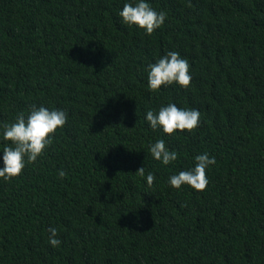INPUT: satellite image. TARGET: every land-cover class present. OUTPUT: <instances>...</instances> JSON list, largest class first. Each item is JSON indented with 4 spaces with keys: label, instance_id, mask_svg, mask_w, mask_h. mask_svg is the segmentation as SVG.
Instances as JSON below:
<instances>
[{
    "label": "trees",
    "instance_id": "trees-1",
    "mask_svg": "<svg viewBox=\"0 0 264 264\" xmlns=\"http://www.w3.org/2000/svg\"><path fill=\"white\" fill-rule=\"evenodd\" d=\"M125 2L0 0V124L33 105L68 115L0 180V264H264V0H148L166 13L150 36L122 24ZM168 51L190 85L149 91ZM169 103L198 109V127L151 130L145 113ZM158 139L178 153L168 166L148 151ZM205 152L203 191L169 187Z\"/></svg>",
    "mask_w": 264,
    "mask_h": 264
},
{
    "label": "clouds",
    "instance_id": "clouds-1",
    "mask_svg": "<svg viewBox=\"0 0 264 264\" xmlns=\"http://www.w3.org/2000/svg\"><path fill=\"white\" fill-rule=\"evenodd\" d=\"M118 15L122 24L135 27L147 36L160 29L166 20V13L156 11L148 0H127ZM146 71L147 87L153 92L173 84L187 89L192 79L188 60L177 51L166 52L155 63H149ZM67 119L68 115L62 109L33 105L27 116L21 112L15 116L14 122L0 124V140L4 142L0 150V180L7 182L19 177L27 163L37 161L52 144L54 134L64 127ZM144 119L151 130L172 135L177 131L191 132L196 129L200 112L198 109L178 108L175 103H169L157 111L148 110ZM148 151L151 158L162 166H168L178 158L176 151L166 147L164 139L156 140ZM215 164L214 156L206 152L199 154L194 157L193 167L171 175L167 183L176 190L188 186L195 191H203L208 184L206 171ZM136 173L145 178L148 187L153 185L155 176L152 172L145 174L144 166ZM65 175L64 171L59 172L60 178ZM48 233V244L53 248L59 247L62 241L57 238V229L50 227Z\"/></svg>",
    "mask_w": 264,
    "mask_h": 264
}]
</instances>
